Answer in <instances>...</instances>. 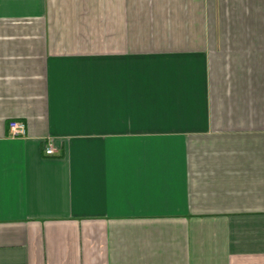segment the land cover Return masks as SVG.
Segmentation results:
<instances>
[{
  "label": "crops",
  "instance_id": "crops-1",
  "mask_svg": "<svg viewBox=\"0 0 264 264\" xmlns=\"http://www.w3.org/2000/svg\"><path fill=\"white\" fill-rule=\"evenodd\" d=\"M0 264H264V0H0Z\"/></svg>",
  "mask_w": 264,
  "mask_h": 264
},
{
  "label": "built area",
  "instance_id": "built-area-1",
  "mask_svg": "<svg viewBox=\"0 0 264 264\" xmlns=\"http://www.w3.org/2000/svg\"><path fill=\"white\" fill-rule=\"evenodd\" d=\"M25 134V124L23 121L19 119H11L8 122V135L10 137H19ZM54 146L52 141H48L47 146L45 148V153L47 155H51L54 152Z\"/></svg>",
  "mask_w": 264,
  "mask_h": 264
}]
</instances>
